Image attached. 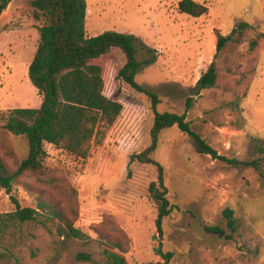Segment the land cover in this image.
<instances>
[{
  "label": "rangeland",
  "instance_id": "1",
  "mask_svg": "<svg viewBox=\"0 0 264 264\" xmlns=\"http://www.w3.org/2000/svg\"><path fill=\"white\" fill-rule=\"evenodd\" d=\"M180 1L87 0L86 33H132L156 49V61L144 63L137 81L158 94V111L185 113L192 128L222 156L261 158L257 146L264 143V0H195L208 8L199 17L181 12ZM34 11L32 0H12L0 15V155L11 167L28 155V141L6 132L1 118L14 108L42 103L29 76L44 23ZM241 21L251 24L245 41L216 56L217 34H230ZM254 38L259 44L252 49ZM144 51L145 59L150 54ZM214 60L217 83L201 90L197 81ZM102 63L105 93L124 106L103 143L93 144L86 160L46 144L45 175H23L12 192L0 190V213L16 209L12 194L24 207H36L42 198L72 218L89 240L60 245L64 237L52 219L16 224L0 235V252L8 255L0 264H108L105 238L122 244L130 264L163 261L167 253L172 264H264V159L261 171L236 167L199 153L177 126L162 130L152 156L165 167L173 211L160 232L157 204L149 194L157 169L130 162L133 153L151 144V101L118 79L121 57ZM227 208L237 223L233 239L205 230L220 226L230 233ZM80 252L91 254V261L78 260Z\"/></svg>",
  "mask_w": 264,
  "mask_h": 264
},
{
  "label": "trees",
  "instance_id": "2",
  "mask_svg": "<svg viewBox=\"0 0 264 264\" xmlns=\"http://www.w3.org/2000/svg\"><path fill=\"white\" fill-rule=\"evenodd\" d=\"M12 0H0V15ZM34 16L44 23L39 26L40 42L36 54L29 66L32 83L42 95L39 107H18L2 116L3 129L13 135H23L28 141V155L11 167L6 158L0 155V190L12 192L13 185L23 175H45L44 158L46 144H52L68 153L88 159L93 144H102L108 131L115 124L123 111V104L105 93V67L102 61L118 55L124 64L117 77L135 90L144 93L151 101L154 111V123L151 130V144L141 152L133 153L130 162L139 161L152 164L157 169V180L149 185V194L157 204V228L162 232L163 222L172 211L173 206L168 198L165 184L164 165L153 158L158 147L162 130L177 126L188 135L191 143L199 153L209 154L215 159H223L228 163L240 166H254L261 171L260 161L264 159V143L257 146L261 158L240 160L227 158L218 153L192 126L185 113L158 111L160 104L158 94L137 81V75L144 63H154L157 59L156 49L147 47L145 43L132 33L108 30L101 34L88 36L86 33L87 0H32ZM181 12L194 17L207 13L205 4L195 0H181L178 4ZM251 24L245 21L237 23L230 34L218 33L216 56L225 51L227 46L241 44ZM259 38L250 40L254 49ZM150 56L144 59L146 52ZM218 66L212 61L208 69L197 81L199 89H209L216 85ZM131 172V170H130ZM264 178V172L261 171ZM16 209L0 213V235L16 224L28 221H58L57 232L64 237L59 244L68 240L88 241L89 236L63 210L54 204L38 199L36 207H24L12 194ZM228 227L227 232L220 226H205V230L216 233L221 238L233 239L237 232V223L232 209L224 211ZM45 217V219H41ZM124 248L119 242L105 238L103 253L108 264H130ZM8 256L0 252V259ZM171 253H167L163 261H148L143 264H172ZM80 261H91L92 255L86 252L77 254Z\"/></svg>",
  "mask_w": 264,
  "mask_h": 264
}]
</instances>
